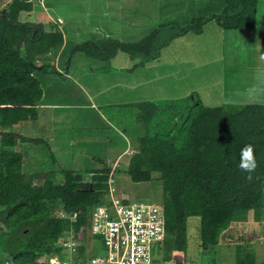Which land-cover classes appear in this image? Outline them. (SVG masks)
<instances>
[{
  "label": "trees",
  "instance_id": "16d2710c",
  "mask_svg": "<svg viewBox=\"0 0 264 264\" xmlns=\"http://www.w3.org/2000/svg\"><path fill=\"white\" fill-rule=\"evenodd\" d=\"M216 2L215 13L194 12L184 27L162 23L137 43L112 41L104 47L86 41L67 49L63 22L41 18L43 0H0V264H48L54 256L63 261L65 252L75 260L86 259L85 233L94 210L111 208L115 174L131 183L160 184L163 239L152 244L151 263L159 250L163 262L185 264L187 258L178 254L187 251V220L197 217L202 261L214 264L212 254L227 238L234 245L228 264H256L251 240H234L228 230L250 219L264 235L263 104L207 108L192 97L193 103L178 114H164L177 109L174 102L166 107L151 101L133 104L140 133L124 168L97 156L86 157L85 168L61 167L52 150L55 143L49 141L51 132L46 138L22 131L26 125L45 127L64 106H84L81 91L66 80L77 52L98 59L102 52L105 61L120 50L149 62L175 38L202 33L208 21L225 31L253 33L258 0L205 4ZM60 92L75 96L78 105L58 103L54 96ZM82 119L65 129V121L58 122L63 127L58 132L83 131ZM246 144L253 146L258 163L251 180L238 168ZM118 200L129 204L125 198ZM72 240L73 252L66 246ZM41 258L46 262H39Z\"/></svg>",
  "mask_w": 264,
  "mask_h": 264
},
{
  "label": "rangeland",
  "instance_id": "374dc122",
  "mask_svg": "<svg viewBox=\"0 0 264 264\" xmlns=\"http://www.w3.org/2000/svg\"><path fill=\"white\" fill-rule=\"evenodd\" d=\"M206 1L43 0L44 10L40 13L44 20L51 17L63 22L62 29L69 39L67 49L72 48V44L86 41L106 47L112 41L137 43L162 23L184 27L194 12L215 13L219 3L205 4ZM100 54L104 56L102 52ZM101 56L91 58L77 52L71 57L74 71L68 72L66 80L77 92L78 89L81 91L85 103L82 108L64 106L63 112L50 124L45 123V127L42 123L43 128L38 124L22 128L28 136L48 138L51 132L53 136L49 141L55 143L52 150L61 167L85 168L86 157L97 156L109 162L117 161L120 168H124L131 144L140 133L133 118L135 110L130 108L133 104L151 101L164 107L169 102L178 105L177 109H168L164 114L180 113L183 106L193 103V98H198L207 108L264 105V0H258L253 33L225 31L215 21H208L202 33H187L175 38L161 50L159 57L149 62L120 50L111 60L103 61ZM63 95L57 93L54 99L60 104L78 105L75 96ZM79 118H85L83 131H72L73 128L69 132H58L63 128L62 125L57 127L58 122L64 120L65 129L74 127V120L78 122ZM70 137L73 141L69 140ZM95 166V163L90 165ZM112 189L114 199L125 198L129 203L159 206L161 201V187L155 182L136 184L124 175L115 174ZM228 233L234 240L239 236L250 239L256 264H264V235L258 223L249 219L247 223L233 225ZM187 234V251L178 256L187 258L185 264H209L199 255V218L187 220ZM85 237L88 255L103 257L105 251L99 237L89 233H85ZM233 246L232 240L226 238L215 248L212 254L214 264L231 262ZM152 259L151 264H172L163 262L159 250L154 251ZM69 260L75 259L65 252L63 261Z\"/></svg>",
  "mask_w": 264,
  "mask_h": 264
},
{
  "label": "built area",
  "instance_id": "2783aa9c",
  "mask_svg": "<svg viewBox=\"0 0 264 264\" xmlns=\"http://www.w3.org/2000/svg\"><path fill=\"white\" fill-rule=\"evenodd\" d=\"M111 201V208L94 210L88 231L99 237L105 255H87L86 259L74 261H61L54 256L48 264H151L152 244L163 239L162 209L155 205H124L116 199ZM66 246L75 251L73 240Z\"/></svg>",
  "mask_w": 264,
  "mask_h": 264
},
{
  "label": "clouds",
  "instance_id": "9594fccd",
  "mask_svg": "<svg viewBox=\"0 0 264 264\" xmlns=\"http://www.w3.org/2000/svg\"><path fill=\"white\" fill-rule=\"evenodd\" d=\"M257 167H258V163H257L256 157L254 155L253 146L251 144H246L244 146V148H242L240 151V161L238 164V168L242 172H245L248 174L246 176L247 180H251L252 179V173L256 170ZM132 203H137V202H132ZM141 204H143V203H141ZM144 205H150V204H144Z\"/></svg>",
  "mask_w": 264,
  "mask_h": 264
},
{
  "label": "crops",
  "instance_id": "0c3cea01",
  "mask_svg": "<svg viewBox=\"0 0 264 264\" xmlns=\"http://www.w3.org/2000/svg\"><path fill=\"white\" fill-rule=\"evenodd\" d=\"M93 97V96H92ZM95 106H97V105H95Z\"/></svg>",
  "mask_w": 264,
  "mask_h": 264
}]
</instances>
